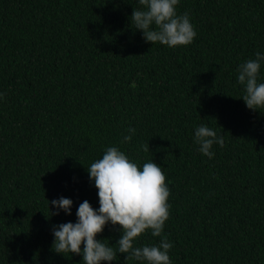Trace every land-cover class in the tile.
I'll return each instance as SVG.
<instances>
[{
	"label": "trees",
	"instance_id": "obj_1",
	"mask_svg": "<svg viewBox=\"0 0 264 264\" xmlns=\"http://www.w3.org/2000/svg\"><path fill=\"white\" fill-rule=\"evenodd\" d=\"M0 264H264V0H0Z\"/></svg>",
	"mask_w": 264,
	"mask_h": 264
}]
</instances>
